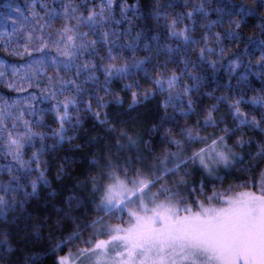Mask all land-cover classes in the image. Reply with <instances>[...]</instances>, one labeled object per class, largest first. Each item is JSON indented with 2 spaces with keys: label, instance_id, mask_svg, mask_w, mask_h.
I'll return each instance as SVG.
<instances>
[{
  "label": "clouds",
  "instance_id": "obj_1",
  "mask_svg": "<svg viewBox=\"0 0 264 264\" xmlns=\"http://www.w3.org/2000/svg\"><path fill=\"white\" fill-rule=\"evenodd\" d=\"M60 7L33 15L27 0L0 47V264H214L210 250L129 257L113 229L215 204L234 184L201 187L191 159L213 141L221 176L264 173V0H70L71 18L46 23ZM118 181L123 202H109Z\"/></svg>",
  "mask_w": 264,
  "mask_h": 264
},
{
  "label": "snow or ice",
  "instance_id": "obj_2",
  "mask_svg": "<svg viewBox=\"0 0 264 264\" xmlns=\"http://www.w3.org/2000/svg\"><path fill=\"white\" fill-rule=\"evenodd\" d=\"M47 0H28L32 6L33 15L37 9L43 10ZM70 0H60L61 7L54 13H47L46 23L52 20L60 19L65 15L71 18V14L76 9H70L65 13L62 9L67 7ZM96 0H92L95 3ZM111 0H102V3L108 4ZM88 3V0H81V6ZM117 6L119 0H116ZM16 11L23 16L25 20L29 19L28 11H22L17 8ZM83 24L94 25V20L89 17H79ZM73 30V29H69ZM91 30V29H90ZM14 31L0 32V47L12 43ZM86 36L87 33H80ZM251 51V49H249ZM209 51H212L209 49ZM28 55H38L28 52ZM80 54L79 50L75 53ZM3 54L0 53V56ZM260 71L255 75L264 74V61H258ZM10 68V65L0 61V77ZM14 71V69H13ZM179 81V77H173L170 84ZM159 88L158 81H153ZM74 103V102H73ZM223 139V138H221ZM15 143V141H13ZM226 148V146H224ZM217 143L209 146V151L205 154L204 150L191 157L195 163L199 158L201 167L208 169V176L205 184L201 187H207L208 183H220L223 185L231 173L224 172L223 176L217 171L215 166H210L212 161L225 160V152L217 151ZM222 171V170H221ZM235 172V169H233ZM244 185H229L228 190L224 192H212L209 200L216 203L205 206L203 204L184 208H166L160 206L151 215L150 211L145 209L144 215H138L129 212V227H116L113 229V240L121 241L127 249L129 257L134 253L140 254L155 253L156 256H165L169 251L175 248L185 250H210L214 257V264H264V173L259 178L253 174L251 187L255 191H243L229 195L228 193L234 187H245ZM198 187L195 191H200ZM127 191L119 181L113 185L106 197L109 202L117 199L123 202V195ZM109 241L98 240L96 248L105 247ZM60 258V264H70V257ZM103 258V253H101Z\"/></svg>",
  "mask_w": 264,
  "mask_h": 264
},
{
  "label": "trees",
  "instance_id": "obj_3",
  "mask_svg": "<svg viewBox=\"0 0 264 264\" xmlns=\"http://www.w3.org/2000/svg\"><path fill=\"white\" fill-rule=\"evenodd\" d=\"M27 0H0V32L5 30H12V21L18 20L20 14L16 11L17 8H20L22 11L26 9ZM259 53H257L258 55ZM77 155H80L79 153ZM226 183H233L234 185H244L245 178L241 176L239 172H236L233 176L228 177ZM251 186V185H250ZM245 187H234L232 191L240 190ZM39 212H43L42 209H37Z\"/></svg>",
  "mask_w": 264,
  "mask_h": 264
},
{
  "label": "rangeland",
  "instance_id": "obj_4",
  "mask_svg": "<svg viewBox=\"0 0 264 264\" xmlns=\"http://www.w3.org/2000/svg\"><path fill=\"white\" fill-rule=\"evenodd\" d=\"M256 189L252 188L251 186L247 187V188H243V189H240V190H236V191H232L230 193V195H234L235 193H238V192H243V191H255ZM148 215H151V213H147ZM144 215V214H142ZM126 227H129V225L127 224Z\"/></svg>",
  "mask_w": 264,
  "mask_h": 264
}]
</instances>
